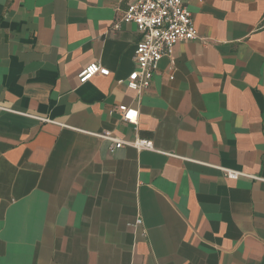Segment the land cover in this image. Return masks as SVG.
<instances>
[{
	"label": "crops",
	"instance_id": "obj_1",
	"mask_svg": "<svg viewBox=\"0 0 264 264\" xmlns=\"http://www.w3.org/2000/svg\"><path fill=\"white\" fill-rule=\"evenodd\" d=\"M136 1L0 0V264H264V0H185L141 96Z\"/></svg>",
	"mask_w": 264,
	"mask_h": 264
},
{
	"label": "built area",
	"instance_id": "obj_2",
	"mask_svg": "<svg viewBox=\"0 0 264 264\" xmlns=\"http://www.w3.org/2000/svg\"><path fill=\"white\" fill-rule=\"evenodd\" d=\"M122 24H134L141 34V41L134 53L137 69L126 82V87L135 91L138 96L151 87L163 57H172L174 48L179 42L198 39V31L185 0H137L129 4L126 11L117 19L115 30H120ZM97 75L109 76L110 71L99 63H92L81 73L80 84H86ZM117 112L124 122L138 125V109L120 105ZM97 136L110 142L111 153L123 147H132L138 151H155L154 144L150 140L137 138L133 142H127L109 132ZM223 172L230 180H238L241 177L259 179L231 169H223ZM137 224L142 225L143 221L138 219Z\"/></svg>",
	"mask_w": 264,
	"mask_h": 264
}]
</instances>
